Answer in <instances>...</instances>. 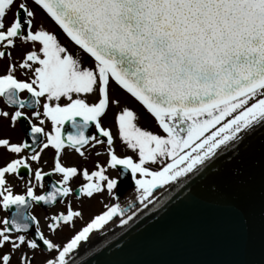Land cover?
<instances>
[{
	"label": "snow or ice",
	"instance_id": "6c2138e0",
	"mask_svg": "<svg viewBox=\"0 0 264 264\" xmlns=\"http://www.w3.org/2000/svg\"><path fill=\"white\" fill-rule=\"evenodd\" d=\"M261 129L264 0H0V264H86Z\"/></svg>",
	"mask_w": 264,
	"mask_h": 264
},
{
	"label": "water",
	"instance_id": "95a60500",
	"mask_svg": "<svg viewBox=\"0 0 264 264\" xmlns=\"http://www.w3.org/2000/svg\"><path fill=\"white\" fill-rule=\"evenodd\" d=\"M237 147L156 213L94 244L86 264H264V129Z\"/></svg>",
	"mask_w": 264,
	"mask_h": 264
},
{
	"label": "bare ground",
	"instance_id": "6f19581e",
	"mask_svg": "<svg viewBox=\"0 0 264 264\" xmlns=\"http://www.w3.org/2000/svg\"><path fill=\"white\" fill-rule=\"evenodd\" d=\"M38 214V213H36ZM120 228V226L118 225V221L115 225L111 226V230L106 232V233H97L93 238L92 240L89 242L90 243V246L92 248V246L96 243H98L99 241L103 240V238H105L106 236L110 235L111 233H113L114 230Z\"/></svg>",
	"mask_w": 264,
	"mask_h": 264
},
{
	"label": "rangeland",
	"instance_id": "374dc122",
	"mask_svg": "<svg viewBox=\"0 0 264 264\" xmlns=\"http://www.w3.org/2000/svg\"><path fill=\"white\" fill-rule=\"evenodd\" d=\"M133 107H136V105L133 104ZM123 200H124V198L122 197V203H123ZM97 209H100V205L97 204V203H95V202H93L92 205H91V207H89V208L86 207L85 217L87 218V215H88L89 212H95ZM37 212H38V215H39L42 212V210H41V212L39 210Z\"/></svg>",
	"mask_w": 264,
	"mask_h": 264
}]
</instances>
